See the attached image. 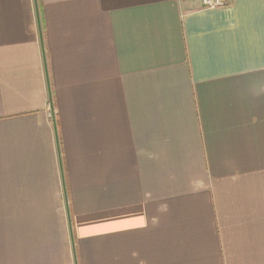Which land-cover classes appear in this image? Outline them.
Returning <instances> with one entry per match:
<instances>
[{"label": "crops", "instance_id": "0c3cea01", "mask_svg": "<svg viewBox=\"0 0 264 264\" xmlns=\"http://www.w3.org/2000/svg\"><path fill=\"white\" fill-rule=\"evenodd\" d=\"M0 264H264V0H0Z\"/></svg>", "mask_w": 264, "mask_h": 264}, {"label": "built area", "instance_id": "2783aa9c", "mask_svg": "<svg viewBox=\"0 0 264 264\" xmlns=\"http://www.w3.org/2000/svg\"><path fill=\"white\" fill-rule=\"evenodd\" d=\"M201 5L206 8H216L224 6L227 3V0H200Z\"/></svg>", "mask_w": 264, "mask_h": 264}]
</instances>
